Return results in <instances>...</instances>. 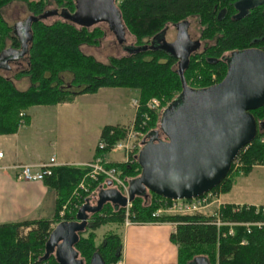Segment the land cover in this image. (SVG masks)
Returning a JSON list of instances; mask_svg holds the SVG:
<instances>
[{
	"label": "trees",
	"instance_id": "trees-1",
	"mask_svg": "<svg viewBox=\"0 0 264 264\" xmlns=\"http://www.w3.org/2000/svg\"><path fill=\"white\" fill-rule=\"evenodd\" d=\"M13 0H0V54L4 50H20L21 37L1 17V8ZM32 16L26 41V68L16 72L14 78L27 76L30 85L18 89L13 80L0 73V135L14 134L22 125L28 124L24 112L31 106L56 105L71 102L76 96L93 94L100 88H129L138 91V107L134 126L146 136L155 129L159 113L150 110L146 104L151 98L161 100L165 107L183 89V83L192 89H205L220 82L227 70L225 54L248 48L264 50V0L251 2L246 12L239 13L235 3L238 0H120L118 3L121 20L135 37V44L126 54L110 57L107 63L96 60L81 50L83 44H97L101 30L77 27L68 19L44 22L50 0H22ZM56 9L72 15L76 12L75 0H53ZM195 16L203 26L201 38L212 43L200 52L188 55L185 64L179 58L161 47H150L161 41L155 36L163 31L167 23L175 24ZM151 38V40H149ZM6 39L10 45H6ZM154 40L160 42L154 43ZM160 45V44H159ZM70 80L65 83V75ZM213 75L216 77L213 78ZM257 122H264V105L249 110ZM149 119L143 127L139 124ZM128 128L121 125H105L98 140L107 146L99 149L94 157L104 156L112 145L122 139ZM264 127L258 128L252 142L238 153L230 171L212 190L227 193L232 187L234 166L239 164L244 175L255 165L264 161V144L260 142ZM138 151L128 161L109 163L121 172L126 183L141 173L137 159ZM88 172L87 166L56 165L44 182L56 193L52 218L22 220L0 224V264H60L53 253L46 250V243L55 225L62 221L76 219L74 203H82V197L73 195L81 179ZM90 189L104 184L103 177L89 180ZM89 190V191H91ZM79 199V200H78ZM169 199L149 192L147 196L135 195L129 208L134 221L155 220L152 213ZM70 202L64 218L59 217L62 206ZM86 201L84 199L83 203ZM234 204L226 203L218 210L219 216L204 212L192 214H168L158 218L161 222H173L175 231L170 240L177 246L178 264H188L195 257H204L208 264H264V227L223 224L217 226V217L222 222H248L263 220L264 213L255 212L254 207L241 208L233 212ZM86 227L90 232L79 237L73 248L80 254L83 264H89L94 254L105 264H117L121 256V239L117 233H108L95 246L92 230L107 222L123 223L125 206L105 202L99 211L91 212ZM81 233V232H80ZM246 241L241 244V241Z\"/></svg>",
	"mask_w": 264,
	"mask_h": 264
},
{
	"label": "water",
	"instance_id": "water-1",
	"mask_svg": "<svg viewBox=\"0 0 264 264\" xmlns=\"http://www.w3.org/2000/svg\"><path fill=\"white\" fill-rule=\"evenodd\" d=\"M252 0H238L235 5L239 13L246 12ZM76 7L90 6L96 20L106 22L119 42L123 40L124 24L116 0H75ZM54 14L78 21L76 12L70 15L57 9ZM28 15L13 26L22 39L20 50H4L0 54V67L15 61L25 54L28 32ZM176 37L166 41L163 31L155 36L161 43L150 47H161L185 64L188 55L199 48V40L191 39L188 21L173 24ZM158 41V42H160ZM155 43V40H154ZM227 70L224 78L205 89H192L183 83L178 95L180 103L170 115L160 117L158 130H152L141 141L137 159L141 173L128 181L127 196L116 189H100L96 205L89 199L78 208L76 219L55 225L46 243V250L53 253L60 264H83L71 256L78 235L85 229L88 213L99 211L105 202L125 206L135 195L147 196L154 192L167 199L200 196L217 186L230 171L232 162L247 144L252 142L258 128L250 109L264 105V50L248 48L233 51L224 57ZM89 264H105L94 254ZM188 264H208L204 257H195Z\"/></svg>",
	"mask_w": 264,
	"mask_h": 264
},
{
	"label": "crops",
	"instance_id": "crops-1",
	"mask_svg": "<svg viewBox=\"0 0 264 264\" xmlns=\"http://www.w3.org/2000/svg\"><path fill=\"white\" fill-rule=\"evenodd\" d=\"M123 89L128 91L129 98L133 93L135 94L132 92L133 89ZM87 95L92 94L76 96L77 102L31 106L24 112L29 117L28 124L22 125L14 134L0 135V152H2L0 157V224L41 218L50 219L54 214L55 190L44 180H18L15 177L14 165L38 164L48 161L52 156L56 158L57 165L83 164L94 158L96 148V145L94 148V142L96 140L98 142L103 126L120 124L116 121L118 119H115L113 123L101 125V128L95 127L96 132L88 143H84L78 137L60 142V137L57 136V126H62L72 133L77 129L88 127L83 123L89 110L82 109L78 104L79 100ZM133 115L134 113L128 120L134 121L135 115L134 117ZM124 116L121 114L122 118ZM41 124L47 128L46 136H43L40 131ZM113 152L111 150L106 153L105 160ZM118 153L122 155L121 152ZM116 160L107 161L109 163L120 162ZM104 182L98 188V193L100 189L120 191L110 181L105 180ZM175 228L176 224L173 222H135L128 226L122 224L117 231L121 239L119 264H178L177 246L170 240V234L175 231Z\"/></svg>",
	"mask_w": 264,
	"mask_h": 264
},
{
	"label": "rangeland",
	"instance_id": "rangeland-1",
	"mask_svg": "<svg viewBox=\"0 0 264 264\" xmlns=\"http://www.w3.org/2000/svg\"><path fill=\"white\" fill-rule=\"evenodd\" d=\"M252 1L255 2L257 0H252ZM119 2L120 0H116V5H118ZM56 7L57 6L55 2L53 0H50L49 4L46 7L47 14L44 17V22L51 23L57 19H66V20L68 19L69 22L73 23L77 27L85 26L88 29H93L95 27H98L101 30V35L98 37L97 44H83L80 47L82 52H84L85 54L92 55L98 61L107 63L110 57H117L126 54L129 49H132V45L135 44L136 41L135 37L127 30L126 27H124L123 40L122 42H119L118 38L116 37V35L114 34L112 29L109 27V25L106 22H99L96 20L95 11L90 6H79L77 8V18H78L77 22L72 19L65 18L61 15L54 14L52 11L55 10ZM28 15L29 12L26 8L25 3L22 0H13L1 8L2 19L11 27L17 24L18 22L24 21ZM187 21L189 24L188 32L191 39L199 40V48L195 52H200L205 45L212 43V41H208L200 37L203 26L199 23L197 17L195 16L188 17ZM163 37L168 42H172L175 39L176 29L173 24L167 23V26L163 29ZM149 40H151V38ZM157 42L158 40H155V43ZM6 45L7 46L10 45L9 39H6ZM228 54L229 53H226L225 56ZM26 66H27V57L26 54H23L15 61L9 60L5 66L0 67V73H2L7 77H10L18 89L24 90L30 85L29 78L27 76H23L18 79H15L14 74L26 68ZM214 77L215 76L213 75V78ZM63 80L65 83H67L70 80V76L66 74ZM133 90L134 91L132 92H135V94L133 93V95H131L130 98H129L130 94H128V91L127 90H126L127 92L124 91L123 88H103L102 90H99L97 94L93 93L94 95L92 94V95H87L86 97H82L79 100L78 104L82 109L85 108L89 110L83 123V125H88V127L86 129L85 128L77 129L72 133L66 131V129L63 128L62 126L61 127L57 126V131H58L57 136L58 138L60 137L59 141L62 142L69 140L71 138L78 137L84 143H88L96 132L95 127H97V129L101 128V125L113 123L115 119H118L116 121L117 122L119 121L118 122L120 123L119 125L127 127L128 129L131 128L133 121L132 120L130 121V119L128 120V118L133 113L135 115L136 112V107L131 102L133 99L138 100V94H137L138 91H136L135 89ZM74 101L77 102L78 100L77 99L75 100L74 98L71 102ZM71 102H66V103H71ZM179 103H180V98L178 95L175 98H173V100L169 102L165 107H162L160 100V107L159 109L155 110L157 114L159 113V120L163 110L165 111L164 115H170L175 111ZM121 114L122 116L124 115L125 116L122 118ZM159 120L157 122L155 130H158L160 137L163 138L164 136L161 134L159 130L160 128ZM46 129L47 128L44 124L40 125V131L42 132L43 136H46L47 134ZM143 136L144 135L142 136L139 135V138L137 137V139L135 137H132L130 139L131 145L132 146L136 145L137 148L139 149L141 144L140 145L138 144V139H141ZM97 143L98 142L96 140L94 142V148L95 145H97ZM112 151L114 152L110 156H108V158H106V161L111 159H117L120 162L124 161L125 158L123 154L121 155L120 153H118L121 152L120 150H112ZM52 157L57 163L56 158L54 156ZM91 161L92 160L90 159L84 162L83 164H67V165L85 166L87 163H90ZM263 165H264V161L260 165H255L247 175H244L243 171L241 170V166L239 164H235V166L233 167L234 168L233 171L235 173L234 176L232 177V187L229 192L222 193L220 195L221 200L233 201L237 203L248 202V203H255L264 206V166ZM88 188H89L88 191L91 190L90 186ZM98 188L99 187H96L95 189H92L91 191L83 195L80 193L78 198L81 199V197L83 196L81 199L82 203L86 198L89 199L91 205H96V201L98 197L97 196ZM73 195L76 196L75 193ZM69 205L70 202L67 201L62 206L61 210H63V214L61 215L60 213L61 210H60L58 215L59 217L64 218L65 212L66 211L69 212V210H67L69 208ZM215 208L216 205L209 206L204 211V213L212 215V212ZM91 216L92 215L88 213V217H89L88 222H91ZM122 224L116 222H107L105 224H102L98 228L92 230V232L94 233L93 242L95 246H98L103 241L105 235H107L108 233H117L118 229L120 228V226H122ZM89 232L90 229L86 227L81 233H79V237H86ZM71 256L76 262L78 261L79 258H81L80 254L77 256L73 249H71ZM46 264H50V263H46Z\"/></svg>",
	"mask_w": 264,
	"mask_h": 264
},
{
	"label": "built area",
	"instance_id": "built-area-1",
	"mask_svg": "<svg viewBox=\"0 0 264 264\" xmlns=\"http://www.w3.org/2000/svg\"><path fill=\"white\" fill-rule=\"evenodd\" d=\"M133 105L138 107V100H133ZM146 106L150 110H157L160 107V100L158 98H151L148 100ZM149 119L148 116L144 115V120L142 123L139 124L140 127H143L146 124V121ZM139 135H144L143 132L137 129L132 123V127L129 128L125 134V136L115 142L111 150H120L124 156V161L129 160V156L134 152V150H139L136 145L132 146L130 143V139L132 137L139 138ZM145 136V135H144ZM138 139V144H141V140L144 138ZM140 141V143H139ZM260 142L264 144V135L261 136ZM107 146L106 142L100 141L98 142L99 149H103ZM2 156V152H0V157ZM90 163H87L85 166L88 167V172L86 173L85 177L80 180L77 187L75 188L73 194H76V197L80 195V193L86 194L88 193L89 187V180L97 181L100 177H103V180L110 181L114 184L120 192L127 196L128 191V184L126 183L125 179L121 177V172L112 166H107L108 161L105 160L104 156H96L91 159ZM57 163L55 162L54 158H49L46 162H41L38 164H17L14 165L13 168L16 170L15 177L18 180H26V181H34V180H44L45 177L50 176L52 174V168L56 166ZM264 166V165H263ZM87 191V192H86ZM81 195V196H82ZM221 193L215 192L210 190L200 196L192 197V198H180V199H169L168 201L162 202V204L152 213V217L155 218L153 221L149 222H161L158 220L161 216L168 215V214H192L194 212H204L209 206L216 205V208L213 210L212 215L219 216L218 210L220 207L225 205V202L221 200ZM80 196V197H81ZM83 204V203H82ZM81 203H74V207L78 208L82 205ZM131 206V201H127L125 205V217L123 220V224L125 226L131 225L135 222L130 217L129 208ZM254 207L255 212H262L264 213V206L256 205V204H234L232 207L233 212L240 211L241 208H250ZM61 215L63 214V210L60 211ZM217 226L228 224L230 226L229 233H232V225H244L248 229L252 226H256L258 228L264 227L263 220H256V221H248V222H222L219 217L216 218L214 222ZM246 241H241V244H244ZM119 264V261L118 263Z\"/></svg>",
	"mask_w": 264,
	"mask_h": 264
},
{
	"label": "flooded vegetation",
	"instance_id": "flooded-vegetation-1",
	"mask_svg": "<svg viewBox=\"0 0 264 264\" xmlns=\"http://www.w3.org/2000/svg\"><path fill=\"white\" fill-rule=\"evenodd\" d=\"M142 141V140H141Z\"/></svg>",
	"mask_w": 264,
	"mask_h": 264
}]
</instances>
